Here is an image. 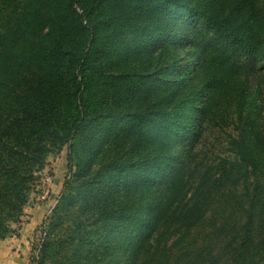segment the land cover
<instances>
[{"label": "trees", "instance_id": "obj_1", "mask_svg": "<svg viewBox=\"0 0 264 264\" xmlns=\"http://www.w3.org/2000/svg\"><path fill=\"white\" fill-rule=\"evenodd\" d=\"M0 12V240L66 147L32 263L264 264V129L241 99L264 63V0H0ZM222 86L234 159L175 166L172 141L209 125Z\"/></svg>", "mask_w": 264, "mask_h": 264}, {"label": "rangeland", "instance_id": "obj_2", "mask_svg": "<svg viewBox=\"0 0 264 264\" xmlns=\"http://www.w3.org/2000/svg\"><path fill=\"white\" fill-rule=\"evenodd\" d=\"M2 17L3 13L0 12V23ZM189 27H191L190 24L180 21L179 34ZM180 48L181 46L177 44V53ZM246 58V54L237 53L234 60L239 61L240 64H245ZM252 69L253 72L246 80V92L241 99L243 100L242 104L246 107L250 100L254 101L253 107L248 110L250 115L249 128L253 132L261 133L264 129V63L255 57ZM197 70L196 66L191 73L195 80H198ZM231 88L234 89L232 86ZM231 88L224 89L222 86L218 90V96L226 94ZM211 99V93L201 94L195 106L185 110L184 121L186 124L191 126L188 123L190 116L198 114L195 109L207 106ZM208 108H212V110L210 109L212 116L209 125L202 127L201 132L196 131L188 141H184L183 137L180 136L172 141V162L175 166L185 161L186 167L194 168L204 161L216 163L224 159H234L227 144L228 136L234 134L235 116L233 115L231 99L226 100L225 95L218 97L215 106L213 101L211 107ZM196 121L197 123L201 122L200 120ZM192 132V130H188L186 135H191ZM66 152V147H63L58 153H51L47 156L44 168L38 174V182L22 209L20 222L12 225L11 233L0 240V264H34L32 263V256L41 238L38 226L49 215L62 193V182L66 176ZM218 199L223 202L224 195ZM69 258L70 256H66L58 262L70 264L67 260ZM102 261L101 264H106V259H102Z\"/></svg>", "mask_w": 264, "mask_h": 264}]
</instances>
